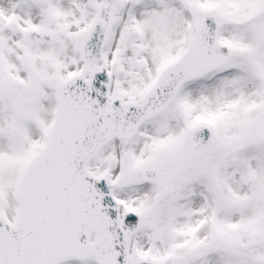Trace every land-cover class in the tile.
Listing matches in <instances>:
<instances>
[{"label": "snow or ice", "instance_id": "snow-or-ice-1", "mask_svg": "<svg viewBox=\"0 0 264 264\" xmlns=\"http://www.w3.org/2000/svg\"><path fill=\"white\" fill-rule=\"evenodd\" d=\"M0 264H264V0H0Z\"/></svg>", "mask_w": 264, "mask_h": 264}]
</instances>
